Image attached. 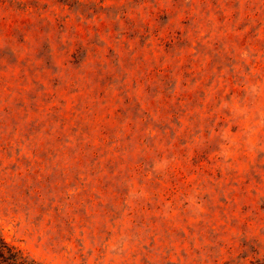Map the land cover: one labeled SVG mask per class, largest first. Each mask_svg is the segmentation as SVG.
<instances>
[{"label": "rangeland", "instance_id": "obj_1", "mask_svg": "<svg viewBox=\"0 0 264 264\" xmlns=\"http://www.w3.org/2000/svg\"><path fill=\"white\" fill-rule=\"evenodd\" d=\"M0 237L264 264V0H0Z\"/></svg>", "mask_w": 264, "mask_h": 264}, {"label": "trees", "instance_id": "obj_2", "mask_svg": "<svg viewBox=\"0 0 264 264\" xmlns=\"http://www.w3.org/2000/svg\"><path fill=\"white\" fill-rule=\"evenodd\" d=\"M0 260L8 264H34V262H25V258L13 247L7 245L0 237Z\"/></svg>", "mask_w": 264, "mask_h": 264}]
</instances>
